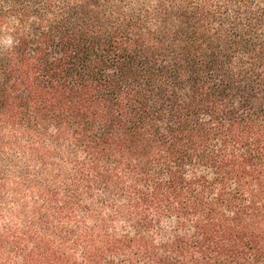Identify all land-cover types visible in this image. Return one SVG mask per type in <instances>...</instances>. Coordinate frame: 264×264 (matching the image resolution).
Listing matches in <instances>:
<instances>
[{
	"label": "trees",
	"instance_id": "obj_1",
	"mask_svg": "<svg viewBox=\"0 0 264 264\" xmlns=\"http://www.w3.org/2000/svg\"><path fill=\"white\" fill-rule=\"evenodd\" d=\"M0 264H264V0H0Z\"/></svg>",
	"mask_w": 264,
	"mask_h": 264
}]
</instances>
